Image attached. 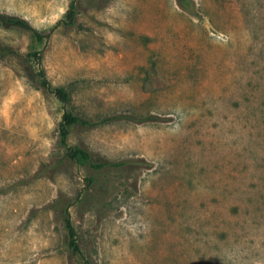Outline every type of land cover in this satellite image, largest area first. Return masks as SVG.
<instances>
[{"label":"rangeland","instance_id":"rangeland-1","mask_svg":"<svg viewBox=\"0 0 264 264\" xmlns=\"http://www.w3.org/2000/svg\"><path fill=\"white\" fill-rule=\"evenodd\" d=\"M70 0H0L44 31ZM0 44V264H264V0H74ZM60 104L39 87L37 64ZM67 145L126 163L93 173ZM94 176L101 189H91ZM68 206L80 254L60 218Z\"/></svg>","mask_w":264,"mask_h":264},{"label":"trees","instance_id":"trees-1","mask_svg":"<svg viewBox=\"0 0 264 264\" xmlns=\"http://www.w3.org/2000/svg\"><path fill=\"white\" fill-rule=\"evenodd\" d=\"M185 0H177L178 3H183ZM74 0H70L68 9L63 14L61 19L56 22L52 27L44 31L36 30L31 27L27 22L22 19L1 16V24L5 27H16L22 29L30 35L31 39L35 42H42L49 38L51 32L58 24H63L64 26H72L74 24V10H73ZM16 54L11 48L0 44V61L10 55ZM28 56H31L37 64L35 71L37 83L40 88L44 91L51 94L60 104L64 105L69 100V93L64 87H53L49 81L45 78L43 71L39 66V60L37 53H29ZM96 123L90 122L76 114L71 112L63 111L60 117V120L57 124V135H58V144L65 149V158L72 162H81L83 166L89 168L93 173H98L100 170L111 167H122L126 163H110L105 160L94 159L88 151L82 147L68 146L67 145V135L68 127L75 126L79 128H91L95 126ZM86 185L91 189H101L100 182L96 180L94 176H89L86 179ZM60 218L63 223V228L65 231V244L69 251L74 254H80L79 245L77 243V237L75 230L70 221V216L68 212V206L60 207ZM84 264L88 262L83 259Z\"/></svg>","mask_w":264,"mask_h":264}]
</instances>
